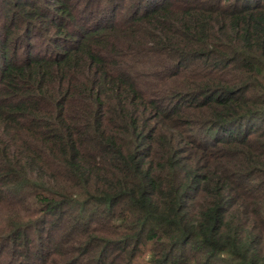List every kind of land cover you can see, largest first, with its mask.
<instances>
[{
	"label": "trees",
	"instance_id": "obj_1",
	"mask_svg": "<svg viewBox=\"0 0 264 264\" xmlns=\"http://www.w3.org/2000/svg\"><path fill=\"white\" fill-rule=\"evenodd\" d=\"M0 206V264H264V0H0Z\"/></svg>",
	"mask_w": 264,
	"mask_h": 264
},
{
	"label": "rangeland",
	"instance_id": "obj_2",
	"mask_svg": "<svg viewBox=\"0 0 264 264\" xmlns=\"http://www.w3.org/2000/svg\"><path fill=\"white\" fill-rule=\"evenodd\" d=\"M2 208H4V207L0 206V220H1L3 215H7L6 209L5 208L2 209Z\"/></svg>",
	"mask_w": 264,
	"mask_h": 264
}]
</instances>
